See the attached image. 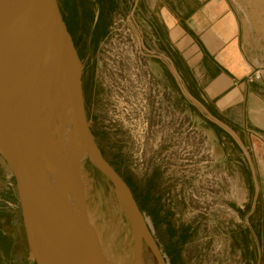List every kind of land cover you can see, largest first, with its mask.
Wrapping results in <instances>:
<instances>
[{
	"label": "rangeland",
	"instance_id": "obj_1",
	"mask_svg": "<svg viewBox=\"0 0 264 264\" xmlns=\"http://www.w3.org/2000/svg\"><path fill=\"white\" fill-rule=\"evenodd\" d=\"M57 1L83 66L95 142L151 221L166 262L264 264V145L209 114L187 72L183 55L191 50L176 40L173 22L164 13L161 29L153 13L155 32L143 0ZM228 1L245 53L254 70L264 69V3ZM83 172L97 222L109 225L108 238L119 224L115 244L123 245L130 223L116 208L110 181L88 156ZM0 264H36L16 181L1 154Z\"/></svg>",
	"mask_w": 264,
	"mask_h": 264
},
{
	"label": "water",
	"instance_id": "obj_2",
	"mask_svg": "<svg viewBox=\"0 0 264 264\" xmlns=\"http://www.w3.org/2000/svg\"><path fill=\"white\" fill-rule=\"evenodd\" d=\"M32 5L38 15L47 56L41 68L19 83L13 74L11 60L0 52V110L3 116V125L0 124V154L16 181L24 229L34 262L57 264L54 250L46 236L51 232L54 238L53 228L65 227V211L69 206L63 193H57V198L54 196V183L29 156L36 147L49 141L56 129L68 135L113 184L135 232L138 248L141 249L142 242L147 239L157 263L166 264L131 189L101 153L88 124L85 108L80 99L77 101L82 91L83 66L58 1L32 0ZM7 6L8 0H0V19L10 22ZM9 25L5 30L6 35L12 31ZM67 75H70L68 84ZM71 106L76 110L78 122L69 113ZM36 112L44 116L46 130L36 147L29 149V124ZM78 219L79 214L76 213L70 224L74 225L75 221L77 224ZM72 231L77 238L91 241L81 227ZM98 258L100 262L103 260L100 252Z\"/></svg>",
	"mask_w": 264,
	"mask_h": 264
},
{
	"label": "bare ground",
	"instance_id": "obj_3",
	"mask_svg": "<svg viewBox=\"0 0 264 264\" xmlns=\"http://www.w3.org/2000/svg\"><path fill=\"white\" fill-rule=\"evenodd\" d=\"M259 1L264 3V0ZM7 11L10 22L5 21L4 18L0 19V52H2L3 57L11 60L15 79L21 83L36 69L42 67L47 56V48L32 0H8ZM9 24L12 31L11 34L6 35L5 30ZM69 81L70 75H67L66 83L68 84ZM77 97V101L80 99L84 106L83 91ZM69 113L75 121H79L73 106H71ZM46 123L40 112L33 115V120L29 124V138L27 140L29 149L36 147V143L40 142L46 130ZM0 124L3 125L1 110ZM29 156L36 161L37 165L54 183V196L57 198V193H63L69 202L65 211V227H54V238L51 232L47 233L46 236L49 245L54 250L57 264H155L149 251V241L144 240L141 249H139L135 232L130 224L128 241L124 242L123 245L117 246L115 244V238L120 230L119 224H116L113 236L107 237L104 228L107 231L109 225H102L97 222L99 215L93 209L87 196V180L83 172V162L87 155L68 135L54 129L50 140L42 146L36 147ZM111 187L118 212L120 215L126 216L121 207L119 193L113 184ZM76 213L79 214L77 224L75 221L74 225H71V219H74ZM144 221L151 228V233L154 236L151 221L145 218ZM80 227L87 232L91 241L75 236L72 230H79ZM98 252L103 256L101 262L98 258ZM165 263L168 264L166 260Z\"/></svg>",
	"mask_w": 264,
	"mask_h": 264
},
{
	"label": "crops",
	"instance_id": "obj_4",
	"mask_svg": "<svg viewBox=\"0 0 264 264\" xmlns=\"http://www.w3.org/2000/svg\"><path fill=\"white\" fill-rule=\"evenodd\" d=\"M143 1L148 5L143 11L146 14L147 10L151 29H158L153 13L159 15L161 29L165 13L173 22L176 40L183 39L189 46L195 62L183 55L187 72L194 93L203 100L209 114L229 129L256 137L264 145V69L261 80L247 82L254 66L243 48L239 18L229 1ZM159 45L163 48L161 37Z\"/></svg>",
	"mask_w": 264,
	"mask_h": 264
},
{
	"label": "built area",
	"instance_id": "obj_5",
	"mask_svg": "<svg viewBox=\"0 0 264 264\" xmlns=\"http://www.w3.org/2000/svg\"><path fill=\"white\" fill-rule=\"evenodd\" d=\"M262 76V71L260 69H255L251 74L247 76L246 80L249 83H253L261 80Z\"/></svg>",
	"mask_w": 264,
	"mask_h": 264
},
{
	"label": "flooded vegetation",
	"instance_id": "obj_6",
	"mask_svg": "<svg viewBox=\"0 0 264 264\" xmlns=\"http://www.w3.org/2000/svg\"><path fill=\"white\" fill-rule=\"evenodd\" d=\"M67 28H68V25H67Z\"/></svg>",
	"mask_w": 264,
	"mask_h": 264
}]
</instances>
